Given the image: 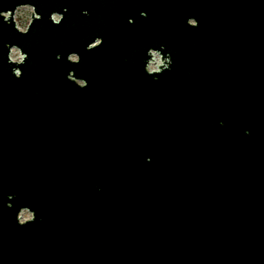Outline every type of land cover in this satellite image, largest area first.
I'll return each instance as SVG.
<instances>
[{"label": "water", "instance_id": "water-1", "mask_svg": "<svg viewBox=\"0 0 264 264\" xmlns=\"http://www.w3.org/2000/svg\"><path fill=\"white\" fill-rule=\"evenodd\" d=\"M0 264H264V0H0Z\"/></svg>", "mask_w": 264, "mask_h": 264}, {"label": "rangeland", "instance_id": "rangeland-1", "mask_svg": "<svg viewBox=\"0 0 264 264\" xmlns=\"http://www.w3.org/2000/svg\"><path fill=\"white\" fill-rule=\"evenodd\" d=\"M31 14H32V9L30 7H21L16 10L14 14V21L18 30L25 31L27 25L30 22ZM10 59L15 62L21 61V55L17 49L11 50ZM29 219H31V213H29L26 210L20 213L19 215L20 221L24 222Z\"/></svg>", "mask_w": 264, "mask_h": 264}, {"label": "built area", "instance_id": "built-area-1", "mask_svg": "<svg viewBox=\"0 0 264 264\" xmlns=\"http://www.w3.org/2000/svg\"><path fill=\"white\" fill-rule=\"evenodd\" d=\"M161 64L160 57L157 53H153L152 61L149 62L147 70H157L158 66Z\"/></svg>", "mask_w": 264, "mask_h": 264}]
</instances>
